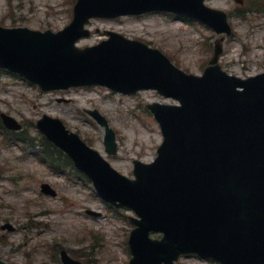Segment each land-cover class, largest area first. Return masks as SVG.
Masks as SVG:
<instances>
[{
  "label": "water",
  "instance_id": "95a60500",
  "mask_svg": "<svg viewBox=\"0 0 264 264\" xmlns=\"http://www.w3.org/2000/svg\"><path fill=\"white\" fill-rule=\"evenodd\" d=\"M154 9L196 17L230 33L226 15L203 0H77L72 21L56 33L0 26V66L45 90L99 83L126 93L155 88L179 101L148 105L163 141L153 162L134 161V179L117 172L59 119L45 114L37 121L99 195L139 217H129L135 225L128 240L130 264H173L183 253L222 264H264V72L241 79L221 70L216 61L222 38L201 76L113 32L98 45L74 46L89 34L83 25L90 17ZM89 112L105 127L106 150L114 153V132L96 110ZM2 118L8 127H20L10 116ZM42 190L55 194L48 184ZM150 232L162 237L151 238ZM61 258L63 264H81L65 250Z\"/></svg>",
  "mask_w": 264,
  "mask_h": 264
},
{
  "label": "rangeland",
  "instance_id": "374dc122",
  "mask_svg": "<svg viewBox=\"0 0 264 264\" xmlns=\"http://www.w3.org/2000/svg\"><path fill=\"white\" fill-rule=\"evenodd\" d=\"M256 1L259 9L252 10H248L250 0L246 6L234 0L205 1L228 14L233 31L223 41L219 63L241 77L264 71V0ZM73 4L71 0H0V25L55 31L70 21ZM88 27L92 33L76 43L79 47L106 39L107 31L112 30L159 48L178 67L195 74L207 64L218 36L201 22L165 12L96 18ZM151 102L174 101L154 90L125 95L98 85L43 92L19 76L0 71L1 112L20 121L31 136L36 135L34 124L42 114L59 117L115 169L130 177L132 161L153 160L162 140L147 108ZM93 108L115 131V154L105 152L103 129L85 112ZM1 137L12 139L0 133V226L8 222L15 227L11 231L0 227L2 259L15 264H61L59 251L66 249L84 264H129L131 225L127 216L131 211L110 208L85 177L70 169L55 172L23 143L15 139L7 143ZM41 182L49 183L56 195L40 192ZM87 209L100 212V216L87 213ZM175 264L216 263L183 256Z\"/></svg>",
  "mask_w": 264,
  "mask_h": 264
},
{
  "label": "trees",
  "instance_id": "16d2710c",
  "mask_svg": "<svg viewBox=\"0 0 264 264\" xmlns=\"http://www.w3.org/2000/svg\"><path fill=\"white\" fill-rule=\"evenodd\" d=\"M15 138L21 139L25 142L30 139L26 130H23L19 134L15 135ZM35 138L36 141L32 142L31 144L34 146V148L39 149L40 156L47 163L52 166H57L59 160L70 163L67 157L61 151L52 146L41 134H37ZM31 140L33 141V139Z\"/></svg>",
  "mask_w": 264,
  "mask_h": 264
}]
</instances>
